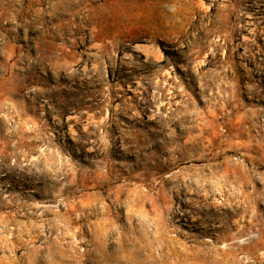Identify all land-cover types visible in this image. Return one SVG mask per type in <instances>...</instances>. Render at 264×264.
<instances>
[{"label": "rangeland", "instance_id": "374dc122", "mask_svg": "<svg viewBox=\"0 0 264 264\" xmlns=\"http://www.w3.org/2000/svg\"><path fill=\"white\" fill-rule=\"evenodd\" d=\"M0 264H264V0H0Z\"/></svg>", "mask_w": 264, "mask_h": 264}, {"label": "bare ground", "instance_id": "6f19581e", "mask_svg": "<svg viewBox=\"0 0 264 264\" xmlns=\"http://www.w3.org/2000/svg\"><path fill=\"white\" fill-rule=\"evenodd\" d=\"M203 7H204V5H203ZM206 8V7H205ZM207 12V11H206ZM209 12V11H208ZM233 23V22H232ZM252 32V31H251ZM256 34V33H255ZM258 35V34H257ZM146 51V50H145ZM145 51H143V52H145ZM92 243V242H91ZM96 244V243H95ZM94 245V244H93ZM96 246V245H95ZM95 246H93V247H95ZM96 248H98V247H96ZM65 250V249H64ZM12 258V257H11ZM85 258V257H84ZM112 260V259H111ZM110 260V261H111ZM10 261V260H9ZM65 261V260H64ZM55 262V261H54ZM67 262V261H66ZM11 263V262H10ZM123 263V262H122Z\"/></svg>", "mask_w": 264, "mask_h": 264}]
</instances>
